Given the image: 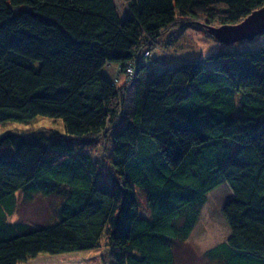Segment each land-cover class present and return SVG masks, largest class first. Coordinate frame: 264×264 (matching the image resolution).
Listing matches in <instances>:
<instances>
[{
    "label": "trees",
    "instance_id": "trees-1",
    "mask_svg": "<svg viewBox=\"0 0 264 264\" xmlns=\"http://www.w3.org/2000/svg\"><path fill=\"white\" fill-rule=\"evenodd\" d=\"M263 6L0 0V124L63 122L0 136V264L101 248L103 264H175L223 185L229 235L205 258L264 264V45L162 70L147 54L164 30L234 25ZM101 136L109 172L88 150ZM17 193L58 197L56 220L10 221Z\"/></svg>",
    "mask_w": 264,
    "mask_h": 264
},
{
    "label": "rangeland",
    "instance_id": "rangeland-1",
    "mask_svg": "<svg viewBox=\"0 0 264 264\" xmlns=\"http://www.w3.org/2000/svg\"><path fill=\"white\" fill-rule=\"evenodd\" d=\"M232 45L262 46L264 34L252 41H236L225 46L216 40L211 32L196 22L182 31L181 26L164 30L159 39L154 41L152 51H148L150 59L160 63L153 68L162 70L170 65L179 64L183 60H202L209 54L223 50ZM114 68V67H113ZM112 68V70H114ZM131 74V70H129ZM123 78H126L123 76ZM122 78V79H123ZM119 85H122L121 83ZM54 131L63 132V122L48 117H37L26 123L6 122L0 124V136L6 132L22 134H52ZM89 151L98 158L100 163L107 165L110 143L106 136H101L95 143L89 145ZM2 154L6 149H2ZM3 153V154H5ZM107 172V173H108ZM231 190L223 185L209 194L208 202L204 206L201 219L192 237L186 242L175 247V264H210L205 258V252L213 246L225 241L229 235V228L223 216V205L230 196ZM16 208L9 217L10 221L22 220L31 225H45L56 220L60 199L56 196H45L34 193L25 198L22 193H17ZM145 201L143 200V204ZM104 250L97 249L85 252H73L61 255L41 254L37 258L30 259L20 264H103L102 253Z\"/></svg>",
    "mask_w": 264,
    "mask_h": 264
},
{
    "label": "water",
    "instance_id": "water-1",
    "mask_svg": "<svg viewBox=\"0 0 264 264\" xmlns=\"http://www.w3.org/2000/svg\"><path fill=\"white\" fill-rule=\"evenodd\" d=\"M200 24L206 27L213 37L224 43L225 46H229L236 41H252L264 34V6L253 11L238 24L220 26Z\"/></svg>",
    "mask_w": 264,
    "mask_h": 264
}]
</instances>
